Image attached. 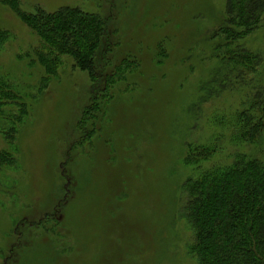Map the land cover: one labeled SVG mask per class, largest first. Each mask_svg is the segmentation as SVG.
Returning <instances> with one entry per match:
<instances>
[{
    "label": "rangeland",
    "instance_id": "obj_1",
    "mask_svg": "<svg viewBox=\"0 0 264 264\" xmlns=\"http://www.w3.org/2000/svg\"><path fill=\"white\" fill-rule=\"evenodd\" d=\"M18 4L0 0L12 93L0 106V264H198L186 181L238 152L264 159V141L237 143L229 128L253 84L235 87L215 49L227 0ZM66 7L108 22L97 81L70 56L54 73L36 56L21 13ZM242 43L264 61V21ZM221 81L230 88L211 95ZM205 145L216 153L191 166V147Z\"/></svg>",
    "mask_w": 264,
    "mask_h": 264
},
{
    "label": "trees",
    "instance_id": "obj_2",
    "mask_svg": "<svg viewBox=\"0 0 264 264\" xmlns=\"http://www.w3.org/2000/svg\"><path fill=\"white\" fill-rule=\"evenodd\" d=\"M7 2L18 9V0ZM21 17L39 37L36 56L49 72H56L62 57L70 56L95 81L106 75L109 34L105 18L79 7L53 14L38 10L21 13ZM263 21L264 0H227L226 18L215 32L219 39L215 49L222 68L237 80L235 87L253 84V92L229 123L232 139L256 147L264 141V80L259 79L264 61L242 41ZM8 37V32L0 30V49ZM219 84L222 90L211 95L230 88L228 82ZM5 86L0 81V106L11 98ZM190 150V165L197 167L216 153L209 145ZM185 186L183 210L195 234L192 252L198 264H264V159L238 152L231 161L202 169Z\"/></svg>",
    "mask_w": 264,
    "mask_h": 264
}]
</instances>
